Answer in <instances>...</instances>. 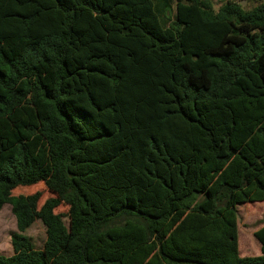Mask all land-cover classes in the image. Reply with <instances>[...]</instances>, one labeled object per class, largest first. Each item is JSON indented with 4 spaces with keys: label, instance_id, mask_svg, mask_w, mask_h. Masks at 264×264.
Instances as JSON below:
<instances>
[{
    "label": "trees",
    "instance_id": "1",
    "mask_svg": "<svg viewBox=\"0 0 264 264\" xmlns=\"http://www.w3.org/2000/svg\"><path fill=\"white\" fill-rule=\"evenodd\" d=\"M38 182L40 208L12 194ZM256 201L264 0H0V264H264V224L260 254L238 253Z\"/></svg>",
    "mask_w": 264,
    "mask_h": 264
},
{
    "label": "rangeland",
    "instance_id": "2",
    "mask_svg": "<svg viewBox=\"0 0 264 264\" xmlns=\"http://www.w3.org/2000/svg\"><path fill=\"white\" fill-rule=\"evenodd\" d=\"M214 8L217 9L226 0H212ZM240 1L245 9L251 8L257 1L260 0H233ZM172 6L175 0H171ZM33 193L39 194L38 208L43 202L53 196L46 188L43 182H38L31 185L18 186L13 189L12 194L29 195ZM69 209L68 203H60L54 212L61 214L65 224L68 223L67 212ZM237 231L238 240L242 247L248 248L249 256H255L260 249V244L254 237L253 233L264 224V201L245 202L237 205ZM16 231L15 217L11 212V206L4 204L0 210V255L9 256L13 253L10 235ZM26 239L30 242L32 248L41 249L47 237V224L41 216H36L31 221L24 231Z\"/></svg>",
    "mask_w": 264,
    "mask_h": 264
},
{
    "label": "crops",
    "instance_id": "3",
    "mask_svg": "<svg viewBox=\"0 0 264 264\" xmlns=\"http://www.w3.org/2000/svg\"><path fill=\"white\" fill-rule=\"evenodd\" d=\"M249 250L250 249H248V248L242 247L239 240H238V253L240 256H242V257L249 256V255H247V253H249ZM259 254H260V249L258 250L257 255H259Z\"/></svg>",
    "mask_w": 264,
    "mask_h": 264
}]
</instances>
